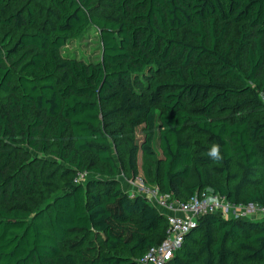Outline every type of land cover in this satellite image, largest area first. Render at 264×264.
Instances as JSON below:
<instances>
[{"label": "trees", "instance_id": "16d2710c", "mask_svg": "<svg viewBox=\"0 0 264 264\" xmlns=\"http://www.w3.org/2000/svg\"><path fill=\"white\" fill-rule=\"evenodd\" d=\"M51 5L53 20L21 34L16 69L0 57V89L17 108L11 119L38 111L18 126L28 143L38 147V128L55 126L57 155L74 174L35 208L0 203V264H139L164 240L166 214L131 197L113 176L103 131L112 118L125 120L130 163L139 169L142 155L138 175L148 184L182 200L209 188L239 204L264 205V120L256 116L264 105V0H111L102 14L96 0ZM33 15L29 9L30 26ZM0 21L26 24L21 12ZM233 24L236 45L228 42ZM91 25L101 31V58L65 56L62 49ZM205 58L220 68L203 65ZM9 124L0 116V134L11 132ZM203 140L219 145L222 158L210 157ZM87 152L105 171L74 184L88 170ZM217 176L237 182L228 187ZM0 178L17 190L18 178ZM167 264H264V219L206 214Z\"/></svg>", "mask_w": 264, "mask_h": 264}, {"label": "rangeland", "instance_id": "374dc122", "mask_svg": "<svg viewBox=\"0 0 264 264\" xmlns=\"http://www.w3.org/2000/svg\"><path fill=\"white\" fill-rule=\"evenodd\" d=\"M98 4V13H108L110 11L109 4L111 0H96ZM29 9L34 11L32 19L33 26L28 23ZM21 12L26 20V24L21 28L14 25H8L0 21V57L3 62L15 70V64L23 53V49H17V42L24 31H35L46 26L54 19V9L51 5V0H8L3 7H0V18L6 19L12 14ZM234 36H238L237 25L233 24L231 32L228 35V42L236 45L237 42ZM65 56L76 57L84 61H96L102 56V40L101 31L94 25L89 28L77 39L71 40L63 49ZM209 58L202 61L203 65L220 68V64H207ZM264 104V94L261 95ZM17 108L13 107L11 96L4 93L0 89V116L10 119L9 128L11 132L1 136L0 145V175L4 178H18L20 183L16 187V191H12V185L4 183L0 178V203L3 205L20 204L29 208H35L40 203L44 204L46 200L64 189V183L72 179L74 170L67 173L69 165L64 159L57 155L59 151L58 139L56 137L55 126L52 125L45 130V125L38 128L39 134L35 137L38 147L28 143L24 139V134L19 132V127H26L28 121L38 114L37 110L25 115L24 118L11 119V114H15ZM260 119L264 120V105L256 113ZM104 133L109 139V150L111 156L117 166L115 179L119 181L122 187L127 190L130 181L138 174H143L142 171V155H139V169L135 168L130 163V150L132 134L128 132L125 125V120L121 118H112L106 121V127L103 128ZM45 132L44 137L42 136ZM140 136V132L138 133ZM69 134L65 137V143L68 145L67 153L72 150L69 144ZM204 144H209L212 148L214 144L203 140ZM44 144L46 147H44ZM156 150L161 154L159 145L156 143ZM84 163L90 176H96L95 169L99 168L102 172L105 171L106 164L101 162L98 157L87 152L83 154ZM75 156L72 164L75 163ZM232 173H236L239 177L243 172L237 166H234ZM55 174L54 177L52 175ZM216 181L220 184H225L228 187H234L236 179H225L222 176H217ZM158 185V183H157ZM160 185V184H159ZM161 186V185H160ZM46 198L44 199V197ZM36 204V205H35ZM246 205V204H243ZM255 219H264L258 216ZM202 231L198 233L200 237Z\"/></svg>", "mask_w": 264, "mask_h": 264}, {"label": "built area", "instance_id": "2783aa9c", "mask_svg": "<svg viewBox=\"0 0 264 264\" xmlns=\"http://www.w3.org/2000/svg\"><path fill=\"white\" fill-rule=\"evenodd\" d=\"M89 176L88 170L78 171L74 184L84 183ZM127 191L131 197L139 195L146 198L166 214L168 220L164 240L139 258V264H167L183 247L187 236L198 226L199 219L206 214L220 213L226 218L238 216L264 218V205L239 204L209 188L198 190L187 200H182L163 192L156 185L148 184L142 175H138L130 181V188Z\"/></svg>", "mask_w": 264, "mask_h": 264}, {"label": "clouds", "instance_id": "9594fccd", "mask_svg": "<svg viewBox=\"0 0 264 264\" xmlns=\"http://www.w3.org/2000/svg\"><path fill=\"white\" fill-rule=\"evenodd\" d=\"M208 155L214 159H221L222 157H221L219 145H213Z\"/></svg>", "mask_w": 264, "mask_h": 264}, {"label": "crops", "instance_id": "0c3cea01", "mask_svg": "<svg viewBox=\"0 0 264 264\" xmlns=\"http://www.w3.org/2000/svg\"><path fill=\"white\" fill-rule=\"evenodd\" d=\"M128 187L130 188V185H129ZM129 188H128V189H129ZM128 189H127V190H128Z\"/></svg>", "mask_w": 264, "mask_h": 264}]
</instances>
